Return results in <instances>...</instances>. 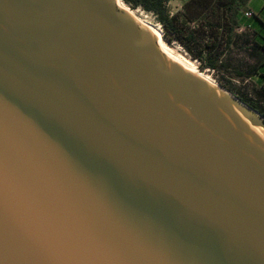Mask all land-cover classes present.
Returning <instances> with one entry per match:
<instances>
[{
  "label": "water",
  "instance_id": "obj_1",
  "mask_svg": "<svg viewBox=\"0 0 264 264\" xmlns=\"http://www.w3.org/2000/svg\"><path fill=\"white\" fill-rule=\"evenodd\" d=\"M0 264H264V113L116 0H0Z\"/></svg>",
  "mask_w": 264,
  "mask_h": 264
},
{
  "label": "rangeland",
  "instance_id": "obj_2",
  "mask_svg": "<svg viewBox=\"0 0 264 264\" xmlns=\"http://www.w3.org/2000/svg\"><path fill=\"white\" fill-rule=\"evenodd\" d=\"M136 1L122 0L123 4L133 10L144 22L155 27L161 26L160 29L163 32L161 38L168 48L186 58L188 63L190 62V66L208 74L218 86L229 90L243 101H245L244 98L246 100L251 99L249 86L244 81V78H242L244 82L240 83L238 80L240 77L238 75L237 65L235 64L236 60L238 62L250 61L248 54L243 52L240 57V51L236 52L233 49V45L227 44V8L224 6L227 0H213L207 7L192 5V7L187 8V6H184L177 13L176 19L178 29L181 30L180 38L183 39L184 43H181L179 38L171 34V30H168L169 28L162 23L158 10L148 8L152 7L153 0H141L142 5H137ZM258 5H260V2L256 0L253 7L257 12H259ZM164 7L168 15L172 16L171 8L166 4H164ZM253 19H256V16ZM217 20L225 25L219 27L209 24L217 23ZM209 50H211L210 53L212 54L221 53L222 51L224 53L222 58L224 63H220L216 69H202L204 60L208 57ZM198 55H200V59L197 58Z\"/></svg>",
  "mask_w": 264,
  "mask_h": 264
},
{
  "label": "crops",
  "instance_id": "obj_3",
  "mask_svg": "<svg viewBox=\"0 0 264 264\" xmlns=\"http://www.w3.org/2000/svg\"><path fill=\"white\" fill-rule=\"evenodd\" d=\"M188 1L190 0H169L165 3L171 8V14L174 15L183 9ZM255 1L246 0L245 10H242L237 17L238 26L235 29L231 45L236 52L240 51V57L243 52L248 54L250 61H244V63L236 60L235 64L240 77L238 80L240 83L246 82L249 86L251 99L264 111V0H257L260 2L259 12L253 7ZM246 12H252L253 15L246 16ZM255 16L256 19H253ZM225 64L227 65L226 61Z\"/></svg>",
  "mask_w": 264,
  "mask_h": 264
},
{
  "label": "trees",
  "instance_id": "obj_4",
  "mask_svg": "<svg viewBox=\"0 0 264 264\" xmlns=\"http://www.w3.org/2000/svg\"><path fill=\"white\" fill-rule=\"evenodd\" d=\"M168 1L169 0H153L152 7H148V8H151V9L153 8L154 10L155 9L158 10L159 15H161L162 23L165 26H167V28H169L168 30H171V34H174V36L179 38L181 43H184L183 39L180 38L181 30L178 29V25L176 23L177 14L169 16L166 8L164 7V4H166L165 2H168ZM212 1L213 0H190L187 3H185L184 6H187V8L190 6L192 7V5L207 7L211 4ZM136 3L137 5H142L141 0H137ZM245 3H246V0H227L226 3H224V6L227 8L226 9V12H227V16H226L227 17V22H226L227 44H231L233 42L234 32L238 26L237 17L242 12V10L245 9ZM209 24L213 26H219V27H221V25L222 26L225 25L219 20H217V23H209ZM211 50H209L207 59L204 60L202 69H205V68L216 69L219 66V64L220 63L222 64L223 62L222 61V57L224 55L223 51L221 53L212 54L210 53ZM197 58L200 59L201 58L200 55H198ZM244 100L251 106L255 107L256 109L264 113V111L260 109V106L252 99L246 100L244 98Z\"/></svg>",
  "mask_w": 264,
  "mask_h": 264
},
{
  "label": "bare ground",
  "instance_id": "obj_5",
  "mask_svg": "<svg viewBox=\"0 0 264 264\" xmlns=\"http://www.w3.org/2000/svg\"><path fill=\"white\" fill-rule=\"evenodd\" d=\"M118 2V5L125 9L126 11H128L131 15H133L140 23H142L145 27H147L148 29H150L152 31V33L155 35V37L159 40V47L161 48V50L163 52H165L166 54L170 55L171 57H173L184 69L190 71L191 73L207 80L209 83L218 86L216 84V82L206 73H204L203 71H200L199 69L190 66V62L188 63L187 59L184 58L183 56H180L178 54H176V52H174L173 50H171L170 48H168L165 44L164 41L162 40V35L163 32L160 28L155 27V26H151L149 24H147L146 22L143 21V19H140L139 16H137L135 14V12L133 10H131L128 6L124 5L122 0H116ZM195 66V65H194Z\"/></svg>",
  "mask_w": 264,
  "mask_h": 264
},
{
  "label": "built area",
  "instance_id": "obj_6",
  "mask_svg": "<svg viewBox=\"0 0 264 264\" xmlns=\"http://www.w3.org/2000/svg\"><path fill=\"white\" fill-rule=\"evenodd\" d=\"M245 14H246V16H252L253 15L252 12H246ZM159 28H161V26H159Z\"/></svg>",
  "mask_w": 264,
  "mask_h": 264
}]
</instances>
